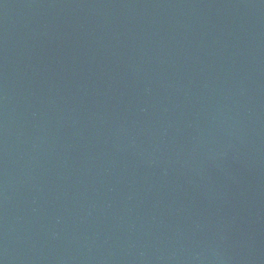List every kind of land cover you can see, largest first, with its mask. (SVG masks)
I'll list each match as a JSON object with an SVG mask.
<instances>
[{"label": "water", "instance_id": "obj_1", "mask_svg": "<svg viewBox=\"0 0 264 264\" xmlns=\"http://www.w3.org/2000/svg\"><path fill=\"white\" fill-rule=\"evenodd\" d=\"M0 264H264V0H0Z\"/></svg>", "mask_w": 264, "mask_h": 264}]
</instances>
